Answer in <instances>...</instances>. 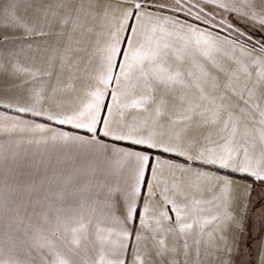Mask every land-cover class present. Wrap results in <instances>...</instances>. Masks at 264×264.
Instances as JSON below:
<instances>
[{"label": "snow or ice", "instance_id": "obj_1", "mask_svg": "<svg viewBox=\"0 0 264 264\" xmlns=\"http://www.w3.org/2000/svg\"><path fill=\"white\" fill-rule=\"evenodd\" d=\"M19 8L18 0H0V27L22 32V41L55 38L44 73L49 80L64 32L45 31V26L51 27L48 13L59 17L62 30L71 23L73 30L83 32L89 18L102 21L83 75L77 72L68 88L37 89L33 85L42 74L35 63L29 66L14 59L16 50L0 52L5 80L0 104L34 118L5 115L0 132L18 148L24 143L45 151L74 145L116 166L115 187L102 202L99 192L65 187L53 222L57 229L62 225L70 239L62 245L63 254L55 252L56 260L48 264H85L72 246L86 235L85 216L98 212L115 226L116 240L110 248L114 260L108 264H165L166 258L167 264H179V242L187 256L191 236L196 237L198 257L205 235L206 247L230 251L228 233L241 224L235 209L241 195H250L252 189L251 184L241 185L236 175L264 184V41L253 43L246 27L258 22L264 29V10L244 11L227 0H109L81 3L62 16L49 5L42 23L21 15ZM78 51L63 48L62 69L79 68V57H74ZM121 142L138 148L119 146ZM16 156L11 157L14 163ZM2 158L8 162L7 155ZM205 191L212 194L206 203L215 212L202 217L193 205L204 201L192 194ZM8 202L6 185L5 208ZM19 208L25 213L31 208L35 216L39 204L25 202L23 192L17 191V217ZM52 211L48 205V213ZM22 232L32 241L43 235L26 227ZM28 240L22 243L31 249ZM39 246L54 252L50 242ZM0 264L19 262L8 259Z\"/></svg>", "mask_w": 264, "mask_h": 264}, {"label": "crops", "instance_id": "obj_2", "mask_svg": "<svg viewBox=\"0 0 264 264\" xmlns=\"http://www.w3.org/2000/svg\"><path fill=\"white\" fill-rule=\"evenodd\" d=\"M20 8L18 11L21 15L26 16L30 20L35 19L44 22V12L50 5L53 11H58L62 16L71 7L75 9L83 3L87 6L89 3H106L109 0H18ZM115 2V0H111ZM242 7V10L248 11L251 7L257 13L264 10L261 0H227ZM63 4V8H57V5ZM223 11V10H220ZM229 15V13H225ZM235 16V13H231ZM73 17L75 12L73 11ZM219 19V17H217ZM49 28L45 26V31H51L53 34L63 31L61 38V51L57 53V59L52 68L53 75L51 80L44 73L48 70V59L52 55V48L56 46L55 38L49 40H39L34 38L31 41L21 40L23 33L20 31H12L10 29L0 27V52L7 53L9 51H18L19 59L23 64L35 66L40 69L41 78L33 85L37 89L43 87L50 90L52 87L68 88L73 82L74 75L79 73L83 75L87 66L88 51L90 45L95 40V32L100 30L102 21L92 20L86 21L85 30H73L70 23L66 29H61L59 25V17H53L51 12L48 13ZM83 22V20H82ZM87 27H92V33L87 32ZM248 33L251 35L252 41H264V29H261L258 22L246 25ZM8 39V43H3L4 39ZM39 45V51L36 49ZM71 46L73 49H79L74 53V57H79V68H70L65 66L61 68L59 55L63 54V48ZM23 51H19L20 49ZM7 63V57L5 56ZM4 77L0 75V88L4 87ZM79 85L80 81H76ZM61 95L70 97V92H62ZM8 115L11 117L19 116L20 119L33 120L30 114H17L11 109L5 108L0 104V119ZM38 122L47 123L39 120ZM60 127L62 131H68L75 135H88L84 130L72 129L68 126ZM106 142L107 138H104ZM122 147H131L137 150L138 146H130L119 144ZM17 153L16 162L11 159L12 154ZM8 156V162L5 163L3 156ZM31 163V167H29ZM115 164L106 162L103 157L91 153L86 150H79L74 145L57 146L44 150L43 146L37 150L35 145L24 143L19 148L15 140L10 141L8 137L0 132V260L11 259L19 262V264H48L56 260L55 252L63 254L62 245H67L70 237L66 236L61 225L57 229L54 224V208L61 200L63 190L70 185H78L82 188L91 189L93 192L100 193L101 202L107 195L109 188L115 187L117 175L115 173ZM236 179L241 185H252L250 195L244 192L235 209L240 225L233 226L228 233L230 251H213L206 247L208 241L207 235L201 240L199 249V257L197 256L196 246L193 241L195 236L189 237V254L184 255L183 241L179 242L180 251L177 256L179 264H260L264 260V184L255 181L254 178L241 177L238 174ZM6 185L9 194V202L7 208L4 207V196L6 193ZM18 186V187H17ZM17 191H22L24 201H32L33 205L39 204V208L32 215V209L29 208L25 213L24 208H19L17 214L13 212L17 202ZM193 197L204 203L193 205L197 208L202 217H207L215 212L214 206L206 203L211 199V193L194 192ZM247 204V210L244 205ZM48 205L53 206L52 213H48ZM47 216V218H45ZM28 217H31L30 219ZM26 227L29 230L36 229L43 233L42 236L36 237L35 241L28 240L23 235L22 229ZM114 225L110 218L104 214L96 213L92 218L87 215L84 218L85 237H83L78 245L72 247L78 253L79 258L85 264H108L113 261L114 257L110 253V248L116 240ZM138 228L139 225H133ZM210 230V226H209ZM207 231V230H206ZM56 235H52V233ZM35 236V233L30 232ZM101 238H104L103 243ZM22 240H28L33 246L31 249ZM51 243L54 252H49L47 247H41V244ZM132 243H135L133 240ZM167 243H172V237H168ZM159 264V261H157ZM167 264V258L165 260Z\"/></svg>", "mask_w": 264, "mask_h": 264}, {"label": "rangeland", "instance_id": "obj_3", "mask_svg": "<svg viewBox=\"0 0 264 264\" xmlns=\"http://www.w3.org/2000/svg\"><path fill=\"white\" fill-rule=\"evenodd\" d=\"M253 43H257V42H260V41H252Z\"/></svg>", "mask_w": 264, "mask_h": 264}]
</instances>
